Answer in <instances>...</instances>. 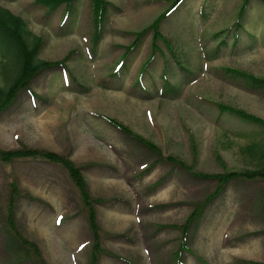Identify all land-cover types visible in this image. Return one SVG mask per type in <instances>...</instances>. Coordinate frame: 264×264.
I'll return each instance as SVG.
<instances>
[{
  "label": "rangeland",
  "instance_id": "rangeland-1",
  "mask_svg": "<svg viewBox=\"0 0 264 264\" xmlns=\"http://www.w3.org/2000/svg\"><path fill=\"white\" fill-rule=\"evenodd\" d=\"M107 1L94 44L89 0L65 18L63 6L0 0L55 64L0 112V152L18 153L0 155V264H93L95 243L94 264H263L264 180H231L185 225L217 183L165 157L209 174L252 168L243 148L264 130L221 105L264 121V84L235 73L264 78V2L251 0L238 20L241 0H183L165 17L176 0ZM161 18L173 52L161 40L154 50L148 31L118 68L136 33ZM164 63L172 93L160 91ZM43 152L80 169L96 234L67 169Z\"/></svg>",
  "mask_w": 264,
  "mask_h": 264
},
{
  "label": "trees",
  "instance_id": "trees-1",
  "mask_svg": "<svg viewBox=\"0 0 264 264\" xmlns=\"http://www.w3.org/2000/svg\"><path fill=\"white\" fill-rule=\"evenodd\" d=\"M34 4L38 6H42L48 10V12H52L56 10L58 7L63 6V16L65 17L67 14L71 13L72 3L75 0H32ZM183 0H176L172 3L171 7L167 10L164 14V17L174 10ZM264 2V0H260ZM251 0H241V5L239 8L238 13V20L241 16L246 12L250 5ZM90 11H91V21L93 27V42L94 44L98 42L99 38L101 37L103 31V22L105 20L106 14L111 7V4L107 0H89ZM163 17V18H164ZM162 18L154 21L148 26L145 30L136 33V39L126 47L125 54L122 56V61L118 64V66H123V59L126 58L132 51L135 49L136 45L138 44L139 40L143 37V35L151 31L152 33V41L151 46L154 50H159L158 46L156 45L157 40H161L165 47L171 51V46L169 41L161 34L159 30V24ZM239 22H236L235 26H238ZM242 27V26H241ZM237 32V30H236ZM237 34L235 35V37ZM234 37V43H235ZM222 44L225 43V40L222 39ZM42 45V38L33 34L27 27V24L24 20L18 16L13 14L7 8L0 5V112L5 110L12 102L16 99L19 92L26 88L30 82L36 77L39 73L44 70H49L53 66L54 63H50L49 61L43 60L39 57L40 48ZM173 51H171L172 53ZM174 56V55H173ZM175 57V56H174ZM152 60V56H150L146 62L142 65L139 71L137 82L140 83L141 78L146 73H150V70L147 67L150 65ZM176 62L177 59H175ZM163 72L161 74V87L160 91L163 93H172L175 91V88L166 80L164 74H166V64L163 65ZM119 69H116L112 73L113 76H117ZM238 76H242L246 78L252 84H264V78H258L252 76L245 72H235ZM222 109H229L238 114L241 118L247 120V122L256 124L263 128L264 130V121L258 117L253 115L247 114L241 110H234L224 105ZM117 126L118 123L112 121ZM122 131L126 134L130 135L135 140L142 142L144 146H147L149 150L157 152L160 155V150L154 145L153 143L143 140L140 137H137L129 130L123 129L119 126ZM192 151L194 158L197 154V144L194 139H191ZM243 152L246 155L247 159L250 162V166L252 168H246L239 171H229L225 170L221 173L216 174H209V173H202L196 172L195 167L191 165H187L186 162L179 158H173L171 156L165 157L168 161L174 162L177 165H180L183 169L189 172L194 177H202L205 179L214 180L217 185L215 189L205 197V199L197 204L189 215L185 225L189 224L192 220L198 218L205 206L208 202L212 200L216 195H218L225 185L233 179H241V180H252V179H263L264 180V139L263 140H254L249 144L245 145L243 148ZM1 156L8 158L10 155H18L15 153L7 152L2 153L0 152ZM41 157L52 161L54 163L60 164L65 169H67L68 174L71 176L72 180L74 181L80 198L84 204V206L88 210V222L91 230L97 233V226H96V215L93 208V200L90 198L89 193L86 188V182L82 178L80 174V169H78L72 162L67 160L65 157L58 156L53 153H41ZM17 196V192H13V199L9 202V209L13 211V205L15 203L14 196ZM9 222L11 223V211L9 212ZM12 225V223H11ZM95 233V234H96ZM20 244L23 245L25 248V242L23 240L20 241ZM94 251L92 252V263L94 264V260L96 254L99 252L98 244H94ZM32 250V249H31ZM33 252V250H32ZM264 264V263H263Z\"/></svg>",
  "mask_w": 264,
  "mask_h": 264
}]
</instances>
